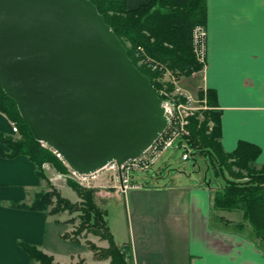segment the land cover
<instances>
[{"label":"crops","instance_id":"0c3cea01","mask_svg":"<svg viewBox=\"0 0 264 264\" xmlns=\"http://www.w3.org/2000/svg\"><path fill=\"white\" fill-rule=\"evenodd\" d=\"M150 1L128 0V8ZM205 30V67L193 77L197 92L216 94L224 150L231 154L241 142L253 144L261 149L256 164L263 167L264 0H207ZM0 134L14 135L1 112ZM1 151L8 149L0 142ZM132 185L114 193L125 200L129 238L119 249L130 264H264V244L249 226L238 227L242 214L214 208L217 189ZM46 188L29 158L0 154V264L33 263L21 242L43 248L50 217L16 205L31 206Z\"/></svg>","mask_w":264,"mask_h":264},{"label":"water","instance_id":"95a60500","mask_svg":"<svg viewBox=\"0 0 264 264\" xmlns=\"http://www.w3.org/2000/svg\"><path fill=\"white\" fill-rule=\"evenodd\" d=\"M0 87L76 173L140 158L163 102L90 0H0Z\"/></svg>","mask_w":264,"mask_h":264},{"label":"trees","instance_id":"16d2710c","mask_svg":"<svg viewBox=\"0 0 264 264\" xmlns=\"http://www.w3.org/2000/svg\"><path fill=\"white\" fill-rule=\"evenodd\" d=\"M90 1L96 5L99 13L126 47L135 66L151 80L159 95L160 89L155 79L160 74L147 72L138 66L140 60L136 54L140 49L178 78H191L203 71L205 65L200 64L193 53V33L196 28L206 26L207 0H151L135 10L128 8V0ZM160 97L164 100L161 95ZM199 97L207 99L209 110L199 112L190 119V147L202 157L210 158L218 177L224 176L226 171L230 174L227 184L214 193V208L241 213L243 222L238 227H251L256 239L264 244V166L256 164L261 149L248 142H241L235 152L227 153L221 142L222 113L218 110L216 94L210 90L200 91ZM0 112L18 128V133L14 135L0 134V142L8 149V152L1 151L0 154L8 158H29L35 166L37 177L50 186V191L39 193L31 206H16L46 213L48 216L83 212L77 235L87 231L99 235L101 239H110L115 249V253H111L113 264H130L124 254L121 255L116 250L106 215L95 205L93 191H86L89 192H85L87 197L82 195L85 203L71 204L50 185L45 164L53 165L61 173H66L67 169L51 149L36 141L22 119L17 104L1 87ZM20 246L30 256L33 264H55L53 257L35 245L21 242Z\"/></svg>","mask_w":264,"mask_h":264},{"label":"rangeland","instance_id":"374dc122","mask_svg":"<svg viewBox=\"0 0 264 264\" xmlns=\"http://www.w3.org/2000/svg\"><path fill=\"white\" fill-rule=\"evenodd\" d=\"M200 28H196L193 33V53L197 61L203 65L204 63L198 59L200 53L195 50L194 39L196 31ZM136 57L140 60L138 65L140 68L147 72L160 74L155 79L160 91L164 90L173 94L174 87L177 84L193 97L196 101L194 105L198 107L193 117L198 115L197 113L199 112L209 110L207 99H201L197 92V78H193L196 74L191 78H178L171 70L164 68L159 62L150 58L143 49L138 51ZM181 142L182 140H177L173 147L167 148L151 169L132 171L130 174L132 183L142 185L177 183L182 186L194 184L195 186L206 185L214 189L223 188L227 184V178L230 177V174L226 171L224 176L218 177L212 167L210 158L202 157L195 150L192 151V154L195 155L191 156L190 160L184 161L185 149L179 146ZM60 161L67 169L66 173L57 171L49 163L45 164L50 167L46 169L50 185L63 199L71 204L85 203L83 200L85 198L82 195L89 193L86 191H93L95 205L103 210L110 224L111 239L116 245V250L121 255L124 254L126 261H129L128 253L119 249L127 242L129 232L124 197L123 195L114 194L122 192L118 173L110 171L95 180L90 187H83L75 180L69 178L70 167L64 164L62 160ZM48 191H50V186L47 184L44 192ZM82 215L83 212L79 211L72 214L64 212L49 216L44 245L43 248L38 247V249L53 257L55 264H113L111 253H115V249H113L110 239H101L99 235L87 231L77 235L76 232L81 225ZM113 256L115 257V254ZM118 264H121V262Z\"/></svg>","mask_w":264,"mask_h":264},{"label":"built area","instance_id":"2783aa9c","mask_svg":"<svg viewBox=\"0 0 264 264\" xmlns=\"http://www.w3.org/2000/svg\"><path fill=\"white\" fill-rule=\"evenodd\" d=\"M194 39L195 50L200 53L198 55V59L201 62L205 63V29H198L195 33ZM172 78L174 77L172 76ZM184 91L185 90L177 84L174 87L173 94H170L164 90L160 91V95L164 98V100H162L163 108L165 110V115L169 120V124L158 141L153 144L140 158L129 161L121 166H119L116 162H113L107 165L101 171H98L91 175H81L69 169V178L75 180L83 187H90L95 180H98L104 174L110 171H115L119 175L122 191L127 192L133 187L130 176L131 172L151 169L156 161L162 156L163 152L167 148L173 147L177 140H182L179 146L185 149L183 160H190L193 151L189 144L190 119L195 115L198 107L194 105L196 101L193 99V97L190 96L186 91V93ZM12 130L13 133H18V128L15 123H12ZM42 145L43 147L47 148L45 144ZM57 157L63 161V159L59 155H57ZM64 164L66 163L64 162ZM44 168L48 169L50 167L45 165Z\"/></svg>","mask_w":264,"mask_h":264}]
</instances>
